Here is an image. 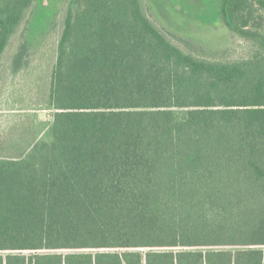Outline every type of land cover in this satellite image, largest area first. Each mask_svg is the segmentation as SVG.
I'll list each match as a JSON object with an SVG mask.
<instances>
[{
  "label": "trees",
  "instance_id": "trees-1",
  "mask_svg": "<svg viewBox=\"0 0 264 264\" xmlns=\"http://www.w3.org/2000/svg\"><path fill=\"white\" fill-rule=\"evenodd\" d=\"M34 4L0 0V95ZM220 12L246 55L194 54L145 0H66L53 119L0 145V264H264V0Z\"/></svg>",
  "mask_w": 264,
  "mask_h": 264
},
{
  "label": "rangeland",
  "instance_id": "rangeland-1",
  "mask_svg": "<svg viewBox=\"0 0 264 264\" xmlns=\"http://www.w3.org/2000/svg\"><path fill=\"white\" fill-rule=\"evenodd\" d=\"M66 0H35L33 15L8 47L0 95V145L30 125L50 92ZM151 18L194 54L225 59L248 53V45L223 22L221 0H145ZM24 126V127H23ZM16 128V129H14Z\"/></svg>",
  "mask_w": 264,
  "mask_h": 264
},
{
  "label": "water",
  "instance_id": "water-1",
  "mask_svg": "<svg viewBox=\"0 0 264 264\" xmlns=\"http://www.w3.org/2000/svg\"><path fill=\"white\" fill-rule=\"evenodd\" d=\"M40 117H41L42 119H44V118H45V112H40Z\"/></svg>",
  "mask_w": 264,
  "mask_h": 264
}]
</instances>
